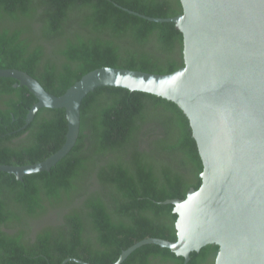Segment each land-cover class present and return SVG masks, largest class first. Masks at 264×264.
I'll return each mask as SVG.
<instances>
[{"label":"trees","instance_id":"obj_1","mask_svg":"<svg viewBox=\"0 0 264 264\" xmlns=\"http://www.w3.org/2000/svg\"><path fill=\"white\" fill-rule=\"evenodd\" d=\"M119 5L151 17L183 12L180 0H0V68L23 70L61 95L102 66L165 74L184 65L174 22ZM16 83L0 77V164L42 161L66 138L64 108L42 107L22 128L37 99ZM202 171L189 119L175 102L96 87L82 100L76 143L55 166L22 179L0 171V264H60L67 257L112 264L141 239L175 241L178 214L164 201L199 189ZM218 250L206 244L187 264H215ZM183 263L152 243L121 264Z\"/></svg>","mask_w":264,"mask_h":264},{"label":"water","instance_id":"obj_2","mask_svg":"<svg viewBox=\"0 0 264 264\" xmlns=\"http://www.w3.org/2000/svg\"><path fill=\"white\" fill-rule=\"evenodd\" d=\"M183 12L151 17L174 22L183 34L184 65L165 74L102 66L84 74L63 94L54 95L29 73L0 68L26 86L38 109L64 108L67 132L63 145L42 161L0 164V171L26 174L49 170L74 146L80 130V106L96 87L116 86L151 93L175 102L189 119L203 162L202 183L185 199H167L178 214L177 240L141 239L124 249L112 264H121L145 244H158L184 257L209 243L219 245L215 264H264V0H180ZM73 261L67 257L60 264Z\"/></svg>","mask_w":264,"mask_h":264},{"label":"rangeland","instance_id":"obj_3","mask_svg":"<svg viewBox=\"0 0 264 264\" xmlns=\"http://www.w3.org/2000/svg\"><path fill=\"white\" fill-rule=\"evenodd\" d=\"M50 218H51V217H50ZM50 218H49V219H50ZM49 219H47V220H49ZM47 220H46V221H47Z\"/></svg>","mask_w":264,"mask_h":264}]
</instances>
